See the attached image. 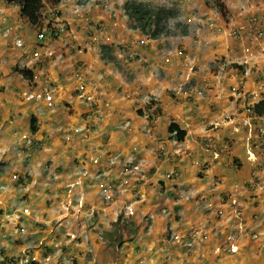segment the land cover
Returning a JSON list of instances; mask_svg holds the SVG:
<instances>
[{
    "label": "crops",
    "instance_id": "obj_1",
    "mask_svg": "<svg viewBox=\"0 0 264 264\" xmlns=\"http://www.w3.org/2000/svg\"><path fill=\"white\" fill-rule=\"evenodd\" d=\"M124 1L0 0L2 263L264 264V0L156 38Z\"/></svg>",
    "mask_w": 264,
    "mask_h": 264
},
{
    "label": "trees",
    "instance_id": "obj_2",
    "mask_svg": "<svg viewBox=\"0 0 264 264\" xmlns=\"http://www.w3.org/2000/svg\"><path fill=\"white\" fill-rule=\"evenodd\" d=\"M52 4H56L59 0H47ZM214 4L220 11L222 15L227 14V8L221 0H214ZM20 13L22 16L26 17L29 22L33 25L39 24L41 17V9L44 6V0H20ZM124 8L132 21V26L139 27L143 32L149 33L151 37H157L161 34L162 28H159V19L161 17L169 18L171 12L165 8H158L154 10L152 7L148 6L142 2H136L128 0L124 3ZM154 22V24H152ZM158 23V24H157ZM27 74V71L24 70ZM263 102H260L254 106V112L257 114L262 113ZM31 128L35 129L33 120H31ZM177 129L175 136L178 139H183L186 131L179 128L175 122H171L169 125V130L172 131Z\"/></svg>",
    "mask_w": 264,
    "mask_h": 264
},
{
    "label": "rangeland",
    "instance_id": "obj_3",
    "mask_svg": "<svg viewBox=\"0 0 264 264\" xmlns=\"http://www.w3.org/2000/svg\"><path fill=\"white\" fill-rule=\"evenodd\" d=\"M86 1H88V0H78L79 6H81L80 5V4H82L81 2H86ZM96 1H99V3L103 2L102 4H104L103 5L104 8H108V9H110L112 7V4H113L112 0H96ZM119 1L121 2V0H119ZM126 1H128V0H125L123 2V8H124V3ZM132 1L145 3L148 6L152 7L154 10H156L158 8H165V9H168L171 12V16L169 18L161 17L159 19L158 22H159L160 25H158V26H159V28H162V31H161V34H159L157 37L162 36V35H170L171 36V35H175V34H179V33L188 31V29L190 28V25L192 24L189 20H187L189 14L197 13L201 9L200 5H198V3H199L198 0H132ZM221 1L224 3L223 0H221ZM96 3H98V2H96ZM114 5H116V3ZM201 5L203 6L204 9L208 8L207 11H206L207 13H210L209 12L210 8H211V10L214 9V8H216L218 10L216 5L214 4V0H202ZM224 5H225V3H224ZM195 6H197V8H195ZM225 7H226V5H225ZM124 10H125V8H124ZM125 13L127 14L126 10H125ZM128 17H129V15H128ZM129 20H130V25L132 26V21H131L130 18H129ZM152 24H154V22H152ZM132 27H134V26H132ZM135 28L140 29L139 27H135ZM143 33L146 34L147 36L151 37L149 35V33H147V32H143ZM151 38H156V37H151ZM139 40H141V38ZM107 49H106V51L109 53L110 49H109L108 45H107ZM19 200H20V198L17 199V201H19ZM22 203H23V201L21 202V204ZM92 215H93V213L91 214V216ZM100 228L101 227H99V229ZM133 231L136 232V227L135 226H133V227H131L129 229L128 233L125 235V238L126 237L130 238L132 236L131 234L133 233ZM176 233H179V232H176ZM73 236L74 235H72V237ZM121 237L123 238V234L121 235ZM181 243L183 244L182 241H181ZM113 245H115L114 251H118L119 252L121 250L122 244H119V245L113 244ZM185 246L187 248H191L192 244L190 246H188L186 244ZM3 251H4L3 248L0 246V264H3L2 263V260H3L2 258H4V257H1L3 255ZM118 252H116V253H118ZM24 253L26 254L27 252H24ZM26 257H27V260H29V256L26 255ZM36 263L40 264V261H37Z\"/></svg>",
    "mask_w": 264,
    "mask_h": 264
},
{
    "label": "built area",
    "instance_id": "obj_4",
    "mask_svg": "<svg viewBox=\"0 0 264 264\" xmlns=\"http://www.w3.org/2000/svg\"><path fill=\"white\" fill-rule=\"evenodd\" d=\"M60 29L63 30L64 29L63 26H61ZM258 33H260V32H258ZM38 36L39 37H43L44 33L40 32L38 34ZM17 44L20 45L21 41L18 40ZM80 96L82 98L84 97L86 100H90L91 99V96H85V94H83V93H80ZM26 97L30 99V98H34V97H40V95L39 94H34L32 92H29V93H26ZM46 99H48L49 103H51L50 102L51 99H52L51 94H46ZM256 114L257 113L254 112V110H251L250 112H248L246 119L243 120V123L246 124V125H251L252 124V120L251 119L254 118ZM171 132H172V134L175 135L177 133V129H174ZM139 170H140V164L139 163H134L132 165V168H131V171L133 172V174L138 173ZM24 210L28 211L27 208H25ZM193 232H194V230H189V231L186 232V234L173 232L172 233V238L176 242H181L182 241L184 245L187 244L188 246H190L191 244H193L192 240L190 239L191 236L193 235ZM231 249L235 250V246H232Z\"/></svg>",
    "mask_w": 264,
    "mask_h": 264
},
{
    "label": "clouds",
    "instance_id": "obj_5",
    "mask_svg": "<svg viewBox=\"0 0 264 264\" xmlns=\"http://www.w3.org/2000/svg\"><path fill=\"white\" fill-rule=\"evenodd\" d=\"M24 209H25V208H23V212H24V213H27L28 211H25ZM27 209H28V208H27ZM132 212H133L132 209L129 208V213H132ZM25 261H26V264H36V262H34V260H27V258H26ZM4 264H5V263H4Z\"/></svg>",
    "mask_w": 264,
    "mask_h": 264
}]
</instances>
